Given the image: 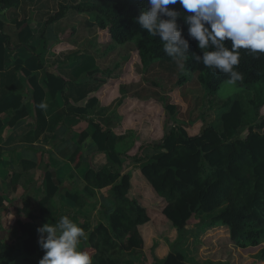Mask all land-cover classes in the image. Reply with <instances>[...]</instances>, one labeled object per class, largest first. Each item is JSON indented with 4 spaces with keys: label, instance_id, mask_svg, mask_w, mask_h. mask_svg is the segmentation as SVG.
Wrapping results in <instances>:
<instances>
[{
    "label": "trees",
    "instance_id": "obj_1",
    "mask_svg": "<svg viewBox=\"0 0 264 264\" xmlns=\"http://www.w3.org/2000/svg\"><path fill=\"white\" fill-rule=\"evenodd\" d=\"M20 5L21 0H0V73L12 66L22 76L30 89L32 111L28 113L24 108L21 92H7L0 99V118L9 116V128H16L31 117L39 132L44 133L47 129L45 107L41 108L39 105H45L48 90L53 97L59 92L64 103V115L75 117L86 115L96 106L109 107L114 100L122 97L125 85L119 83L122 75L108 77V70L95 69L83 74L82 79H91V82L97 75L93 82L101 84L96 95L84 107L76 108L69 103L65 92L68 83L57 72L53 76L45 71V82L40 83L37 74L44 70V56L39 52V47L31 44L34 33L30 21L14 20L16 45L13 44L12 36L5 31L3 12L18 10ZM145 7L146 0H101L94 5L90 12L95 14L97 42L119 46L134 43L135 50L128 56L131 58L128 65L135 60L141 66L158 61L176 62L163 51L160 38L149 35L136 22ZM168 7L180 14L177 24L189 42L188 52L181 61L182 68L186 72L197 74L205 96L213 98L221 84L228 81V77L194 60L193 54L202 56V51L205 50L199 49L198 42L188 37L184 17L191 13H187L179 3ZM69 10L84 12L80 8L60 4L58 11L45 22V29L63 20ZM46 30L40 38L44 52L49 49L45 39ZM71 44L73 41L58 42L51 47L50 52L58 54L68 51L72 48ZM239 59L236 70L244 78L237 83L252 91L248 105L258 113L264 106V55L254 56L241 49ZM68 63L74 65L71 60ZM77 65L79 64L74 66ZM184 82L185 80H179L176 87L168 92L172 96L166 105L163 104L161 114L157 116L155 113L158 100L155 98L129 95L120 100L117 108L119 124L115 132L123 134L124 129L134 130L131 132L130 146L122 155L130 158L134 165L124 174L119 172L121 152L115 146L114 134L110 130H103L98 124H93L94 133L91 139L98 154H104L105 160L112 167L105 165L99 170L89 168L83 174L85 195L76 190L64 192V196L77 209L88 205L94 207L88 199H95L97 190L108 188L112 197L113 207L106 218H103L104 221V211L99 210L101 220L95 226L86 218L78 225L85 230L87 237L81 241L80 250L91 255L93 264H121L117 255L150 250L153 247L152 239L161 236L171 227L178 233L175 245L182 244L190 235L197 238L208 230L220 227L228 230L233 247L241 251L256 249L264 243V134L260 133L264 129V118L257 124H250L242 103L229 98L221 105L217 123L206 124V117L202 115L191 122V130H188L175 119L180 111L177 91ZM152 108L155 110L154 114ZM144 124L149 125L148 140H143L139 145L137 143L141 139H138L136 133ZM245 129L246 135L242 137ZM87 137L88 134L81 133L78 144ZM135 147L136 152L131 155ZM149 150L153 152L151 156L146 155ZM1 155L0 149V159ZM69 162L74 169L79 168L82 162L79 149L70 156ZM19 166V172L12 173L5 183L11 191L27 181V173L39 167L26 161H21ZM45 168L42 179L44 195L37 202L36 212L26 218L18 216L14 223L17 233L23 237L22 242L18 248L0 243V264H12L20 255L39 256L42 259L45 254L38 244L37 228L46 223L52 224L49 216L54 209L53 200L61 189L53 172L49 171L50 166L46 164ZM9 194L0 195V211L3 210L4 201H11ZM158 207L161 208L160 213L165 221L155 225L148 211H154ZM196 216L203 218L195 220ZM190 226L191 230L188 229ZM151 260L153 264H189L185 255L173 248L165 259L157 260L151 254Z\"/></svg>",
    "mask_w": 264,
    "mask_h": 264
},
{
    "label": "rangeland",
    "instance_id": "obj_2",
    "mask_svg": "<svg viewBox=\"0 0 264 264\" xmlns=\"http://www.w3.org/2000/svg\"><path fill=\"white\" fill-rule=\"evenodd\" d=\"M100 2L101 0H23L22 10L17 17L20 19L28 18L30 21L31 29L34 33L31 44L35 47H39V52L44 56L42 58L43 61L48 59L52 64L54 62L57 64L54 65V67L52 65V67L50 66L52 71L57 72L56 69L53 70L55 67H58L57 69L64 68V65L58 64H63L64 62L68 63L69 58H71L72 63L73 61H81L82 68H86L87 71L95 69L102 71L108 70V73H113L111 76H109L110 74L106 75L108 77L121 74L122 77L119 83L126 85L123 86L122 97L132 95L137 98H155L158 100V108L156 113L152 108V114L155 113L156 116L161 114L163 104L166 105L170 96H172L171 94L169 95L168 92L176 87L179 80H185L184 84L177 91L178 100H180V111L177 113L175 119L179 125L186 126L188 130H191V122L197 120L198 117L202 115L206 117V124L217 123L216 120L221 105L229 98L237 99L242 103L246 108L250 124H257L264 118V106L258 113L252 110L248 105V101L252 98V91L242 84H229L228 82H224L219 87L216 95L213 98H208L205 96L197 80V74L186 72L177 62L166 63L158 61L141 66L138 64V61L135 60L131 65H128V62L131 60L128 56L135 50L134 43L119 46L112 45V43L99 44L97 42V27L94 21L95 14L91 13L90 10H92L94 5ZM60 4L72 8L77 7L84 12L79 13L78 10H69L63 20L50 25L46 30L44 25L45 22L58 11V6ZM3 14L6 22L5 31L11 35L16 42L17 39L14 36V25L12 22L15 18L6 11L3 12ZM44 30H46L45 39L49 47L46 52H44V47H42L40 39ZM62 41H73V44H71L72 48L68 51L52 54L50 52L51 47ZM96 77L97 75L92 78V82ZM122 97L114 100L106 109H100L93 113L90 120H96L101 125L107 127H113L116 123L119 124L117 108ZM124 130L125 132L123 134H125V140L120 142L122 145H125L126 142L131 143V132H134V130L130 128ZM260 133L264 134V129L261 130ZM136 134H138V139H141L137 144L140 145L143 140L147 141L149 125L144 124L141 130ZM245 135L246 129L242 132L241 136L244 137ZM123 148L124 147L118 148V151L121 152V156L124 153ZM136 149L137 147H135L134 151H131V155L135 154ZM152 154L153 152L150 150L146 152L148 156ZM127 164L131 165L132 162H128ZM41 193L43 194L42 191ZM145 197H148V195L145 194ZM33 207L34 208L29 209L25 207L19 209L20 215L19 213L17 215L27 216L30 212L35 213V209H37L36 203ZM160 209L161 208L158 207L154 211L151 210L148 213L155 225L163 224L165 221L163 215L160 213ZM202 218V216H196L195 220H200ZM1 219L0 243L18 248L23 237L20 236L15 229V219L13 220L6 217ZM191 228L192 226L188 227L189 230H191ZM215 229L216 230H208L202 233L201 236H197V238L191 237L190 235L182 244L174 245L173 249L182 252L189 261V264H264V258H262L264 243L256 249L241 251L233 247L234 244L230 241L228 230L225 227ZM162 235L164 236L165 234ZM162 235L160 237H163ZM236 249L237 252H235ZM139 254L138 252L130 254L122 253L116 257L121 260V264H147L146 258ZM40 260L39 256L26 257L20 255L16 262L12 264H39ZM151 264H153L152 260Z\"/></svg>",
    "mask_w": 264,
    "mask_h": 264
},
{
    "label": "crops",
    "instance_id": "obj_3",
    "mask_svg": "<svg viewBox=\"0 0 264 264\" xmlns=\"http://www.w3.org/2000/svg\"><path fill=\"white\" fill-rule=\"evenodd\" d=\"M22 4L23 0H21V5L18 10L7 11V13H10L17 21L23 20L17 17L22 10ZM27 19L28 18H25V20ZM12 22H14V20ZM13 44L16 45L17 43L13 40ZM69 60H71V58H69ZM42 63L44 64V70L37 74V79L40 83L45 82V71L56 76V72L51 70L52 66L57 65L55 62L52 64L48 59H45L44 61L42 60ZM76 63L79 65L74 66ZM58 65L65 66L64 68L57 69V73L68 83L65 87V92L69 103L76 108L84 107L88 100L96 95L101 84L82 79L83 74H85L87 70L86 68H84L85 70L82 68L81 61L74 62V65L66 62ZM9 91L16 93L21 92L24 108L28 113L32 111L30 89L24 82L22 76L17 74L12 66H9L0 73V99ZM51 93L50 90L46 93L45 115L47 119V129L42 134L39 132L38 127L35 126L34 120L31 117L12 129L7 125L9 116L0 118L2 123V127L0 128V149L2 152L0 159V195L3 193H10L8 197L11 199L10 202L4 201L3 210L0 211V215L1 218L6 217L13 220L15 219L16 221L19 209L24 207L28 209L34 208L33 206L35 203L37 205V202L40 201L44 194L42 179L44 170H46L45 165L48 164L50 166L49 171L53 172L55 181L61 186L58 195L53 200L54 209L49 216L50 222L55 225L61 216L66 215L77 225H81L86 218L90 221L92 226H95L101 220L99 210L104 211V216H102V220L104 221L103 218H106L113 207V200L108 193V188L97 190L95 199H88V202L93 204L94 207L88 205L83 209H77L75 204L64 196V192L65 190H76L85 195V185L82 180L83 174L89 168L99 170L105 165L112 167L111 164H108L105 160L104 154H98L97 148L91 139L94 133L93 124L100 125L103 130H110L115 136L116 148L124 147L123 152L128 150L130 143L126 142L125 145L120 144L122 140H125V134H117L115 132V128L118 126L117 123L113 127H107L101 125L96 120H90L93 113L100 109L104 110L107 107L96 106L81 117L65 116L63 113L64 103L60 93L57 92L54 97ZM83 132L88 134V137L79 145L78 137ZM77 149H79L82 154V162L78 169H74L69 162V158ZM119 158L121 160L119 172L120 174H124L128 172L134 164L130 158L123 156ZM21 161L34 163L39 167L35 171L27 173L25 175L26 178L28 177L27 181H25L24 184L18 185L15 191H11L9 187L7 188L5 183L9 180V176L12 173L19 172V164ZM128 162H132V164L129 165L127 164ZM149 212L150 211H148V213ZM30 214L31 212L28 215ZM148 215L150 217V214ZM27 216L22 215L19 217L26 218ZM1 218L0 221H2ZM164 234V236L162 235L163 237L158 236L152 239L153 247L150 250L136 251L140 253V256L146 258L147 264H151V254H153L157 260H163L175 245L178 238L177 230L171 227L167 229Z\"/></svg>",
    "mask_w": 264,
    "mask_h": 264
},
{
    "label": "clouds",
    "instance_id": "obj_4",
    "mask_svg": "<svg viewBox=\"0 0 264 264\" xmlns=\"http://www.w3.org/2000/svg\"><path fill=\"white\" fill-rule=\"evenodd\" d=\"M177 3L191 13L184 17L188 37L205 50L202 56L193 54L194 60L225 74L229 84L242 81L243 74L236 70L240 50L264 55V0H146L136 22L149 35L159 37L166 55L182 67L189 42L177 24L180 14L168 7ZM37 232L45 253L39 264H93L91 255L80 250L87 238L85 230L68 216H61L55 225L44 224Z\"/></svg>",
    "mask_w": 264,
    "mask_h": 264
}]
</instances>
